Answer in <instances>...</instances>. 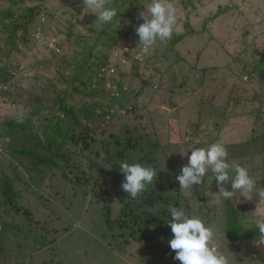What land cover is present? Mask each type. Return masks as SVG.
<instances>
[{
	"label": "rangeland",
	"instance_id": "rangeland-1",
	"mask_svg": "<svg viewBox=\"0 0 264 264\" xmlns=\"http://www.w3.org/2000/svg\"><path fill=\"white\" fill-rule=\"evenodd\" d=\"M133 1L124 0L106 27L127 34L131 15L148 2ZM171 3L178 18L171 40L143 55L136 32L126 45L107 40L105 25L97 27L83 0H0L2 10L37 8L17 47L4 30L9 19L0 23V69L10 74L0 82V264H179L164 222L170 202L189 212L194 207L206 223L221 222L226 229L219 243L233 264H264L259 231L248 224L255 195L221 202L215 181L181 190L176 180L187 163L180 153L187 143L222 141L230 160L264 187V0ZM79 37L83 47L94 46L96 64L110 54L115 72L101 89L94 78L65 85L90 132L71 123L65 140L36 149L47 164L37 163L20 151L30 144L11 133L10 122L25 117L26 128L46 138L63 117L53 94L64 85L61 74L69 73ZM143 80L148 84L135 101ZM122 160L157 170L153 185L135 200L121 187ZM158 204L161 211L151 213ZM257 211L264 213V205Z\"/></svg>",
	"mask_w": 264,
	"mask_h": 264
},
{
	"label": "clouds",
	"instance_id": "clouds-1",
	"mask_svg": "<svg viewBox=\"0 0 264 264\" xmlns=\"http://www.w3.org/2000/svg\"><path fill=\"white\" fill-rule=\"evenodd\" d=\"M84 8L97 15V27L113 25L120 12L116 7L109 6V0H83ZM145 11L141 12L143 21L136 27L139 38L138 46L143 55L149 54L157 44L165 45L171 40L177 27V9L171 0H148L144 3ZM198 141L187 143L180 152L187 157V163L180 169L176 180L181 190H193V186L208 184L215 181L218 189L216 197L221 202L232 201L237 195L251 200L256 196L255 212L248 217L249 228L259 231L257 245L264 246V213L257 208L264 205V187L250 174L247 167L230 160L226 145L222 141L197 146ZM119 171L124 176L122 189L135 200L148 190L157 176V170L141 162L129 163L122 160ZM225 185H229L225 187ZM161 205L153 214L161 211ZM168 217L164 220L172 234L168 240L174 259L179 264H233V256L221 250L219 238H224L225 226L217 221L206 223L193 207L186 211L183 206L176 207L173 203L166 205Z\"/></svg>",
	"mask_w": 264,
	"mask_h": 264
},
{
	"label": "trees",
	"instance_id": "trees-1",
	"mask_svg": "<svg viewBox=\"0 0 264 264\" xmlns=\"http://www.w3.org/2000/svg\"><path fill=\"white\" fill-rule=\"evenodd\" d=\"M124 0H111L109 3L112 5V7H116L118 10L122 8L125 4L123 2ZM125 2H128L127 4L131 5L135 2L133 0H125ZM136 9V8H135ZM37 11V8H29V9H19L16 12H13L11 9L2 10L0 9V23L2 24L4 19H9V22L5 24L4 30L8 34V40L11 43L12 46L17 47L16 39H18L20 36H23V39L25 40V36L28 34V25L31 22L35 12ZM127 16H129V13H125ZM123 14V15H125ZM131 14V13H130ZM140 13L135 12L132 14V20H133V26L127 28L128 32L127 34L121 36V34H117V31L115 32L114 29H112L110 26L106 27L102 31V35L106 36L107 40H112L113 44H117L118 42L122 43V45L128 44V41L133 38V35L135 33L134 29L136 26H138L141 22L140 20ZM88 29V28H87ZM95 28L88 29L89 32L94 31ZM113 33V36L110 34ZM68 34H72V27H69ZM133 34V35H132ZM119 35V36H118ZM118 36V37H117ZM135 36L137 34L135 33ZM102 37H98L100 39ZM22 39V40H23ZM79 41L76 43L78 46V49L75 50V59L70 60L67 65L68 67V75L62 73L61 74V81L60 83H63L62 88H56L55 93L53 94L55 97V105L57 108L63 113V117H58L55 119V122L53 125L49 128V130L46 133V138L42 139V137L39 134H35L31 129L26 128L27 119L25 117H20L17 119H13L10 124L13 126V130L11 133H19V135H23L25 138H27V142H29L30 146H24L20 151L25 157H31L35 162H39L38 160H42L44 164H47L45 162V159L40 157V155L37 153L36 149L45 150L48 151L50 147L58 142L57 137H61L62 140L66 139V134L69 131L68 129L71 126V123L79 124L84 127L86 131L90 132V129L86 125L80 124L78 121V117H76L74 113V108L72 104L70 105V99L72 98V94L70 89H68L69 86H65L66 84L70 85L72 81L80 80L81 78L90 79L94 78L95 84L93 86L95 88H103L106 87V78L103 76H100L102 74V68L106 67L109 63V55L106 53L104 56V61L100 62L99 64H96L97 61H99V58L94 60L96 55H94L93 49L94 46L89 47H83L86 45V41H83L78 38ZM108 46V45H107ZM56 54V53H55ZM74 58V57H73ZM87 72H89L91 75H85ZM9 73L6 69H0V82H7L9 78ZM91 76V77H90ZM83 81V80H81ZM109 81V80H108ZM103 90V89H102ZM69 101V102H67ZM85 111L88 113L87 116L89 119L93 115V113H90L89 109H86L84 107ZM52 110V109H51ZM51 120V119H50ZM52 121L48 122L50 124ZM64 130V131H63ZM50 157V159H52ZM37 159V160H36ZM9 188V187H7ZM10 189V188H9ZM29 213V212H28ZM30 218V222L34 224L33 220L31 219V215L27 214ZM30 215V216H29Z\"/></svg>",
	"mask_w": 264,
	"mask_h": 264
},
{
	"label": "built area",
	"instance_id": "built-area-1",
	"mask_svg": "<svg viewBox=\"0 0 264 264\" xmlns=\"http://www.w3.org/2000/svg\"><path fill=\"white\" fill-rule=\"evenodd\" d=\"M115 72V65L113 63H108L106 67L102 68V74L106 78V86H108V78H111L112 74Z\"/></svg>",
	"mask_w": 264,
	"mask_h": 264
},
{
	"label": "water",
	"instance_id": "water-1",
	"mask_svg": "<svg viewBox=\"0 0 264 264\" xmlns=\"http://www.w3.org/2000/svg\"><path fill=\"white\" fill-rule=\"evenodd\" d=\"M147 84H148V82L146 80L142 81V86L140 88V91H138L135 95V101L140 98V96L142 95L143 91L145 90Z\"/></svg>",
	"mask_w": 264,
	"mask_h": 264
}]
</instances>
